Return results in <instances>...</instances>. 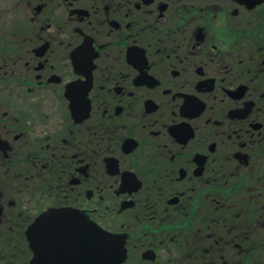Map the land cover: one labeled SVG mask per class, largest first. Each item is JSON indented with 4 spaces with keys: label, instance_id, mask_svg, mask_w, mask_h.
<instances>
[{
    "label": "flooded vegetation",
    "instance_id": "obj_1",
    "mask_svg": "<svg viewBox=\"0 0 264 264\" xmlns=\"http://www.w3.org/2000/svg\"><path fill=\"white\" fill-rule=\"evenodd\" d=\"M88 220L264 264V0H0V264H92Z\"/></svg>",
    "mask_w": 264,
    "mask_h": 264
},
{
    "label": "water",
    "instance_id": "obj_2",
    "mask_svg": "<svg viewBox=\"0 0 264 264\" xmlns=\"http://www.w3.org/2000/svg\"><path fill=\"white\" fill-rule=\"evenodd\" d=\"M47 215L63 217L73 215V212L53 210L52 212L44 214V216ZM75 215L80 216L78 213H75ZM86 224L88 231H91V240L93 242L98 240L102 241L101 246H93L95 253H92V264H115L118 262L122 258V255L118 253L120 247L113 242L111 235L103 231L99 226L90 220H88ZM90 228L91 230H89Z\"/></svg>",
    "mask_w": 264,
    "mask_h": 264
}]
</instances>
